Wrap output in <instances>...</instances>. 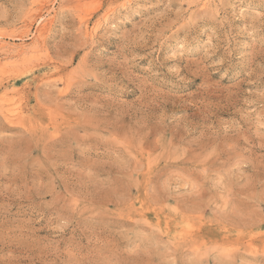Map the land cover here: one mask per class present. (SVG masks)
<instances>
[{
	"label": "rangeland",
	"instance_id": "1",
	"mask_svg": "<svg viewBox=\"0 0 264 264\" xmlns=\"http://www.w3.org/2000/svg\"><path fill=\"white\" fill-rule=\"evenodd\" d=\"M0 264H264V0H0Z\"/></svg>",
	"mask_w": 264,
	"mask_h": 264
},
{
	"label": "bare ground",
	"instance_id": "2",
	"mask_svg": "<svg viewBox=\"0 0 264 264\" xmlns=\"http://www.w3.org/2000/svg\"><path fill=\"white\" fill-rule=\"evenodd\" d=\"M94 31V30H93ZM22 50V49H21ZM16 87V86H15ZM8 90V89H7ZM15 90V89H14ZM7 95V94H6ZM8 110V109H7ZM9 111H11V110H9ZM12 112V111H11Z\"/></svg>",
	"mask_w": 264,
	"mask_h": 264
}]
</instances>
